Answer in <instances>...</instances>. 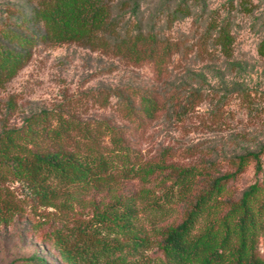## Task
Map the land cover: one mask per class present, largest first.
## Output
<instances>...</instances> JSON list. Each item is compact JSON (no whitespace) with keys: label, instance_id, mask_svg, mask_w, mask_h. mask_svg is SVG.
Returning a JSON list of instances; mask_svg holds the SVG:
<instances>
[{"label":"rangeland","instance_id":"obj_1","mask_svg":"<svg viewBox=\"0 0 264 264\" xmlns=\"http://www.w3.org/2000/svg\"><path fill=\"white\" fill-rule=\"evenodd\" d=\"M51 1L0 0V46L27 52L19 63L0 67V132L21 127L29 116L35 128L52 126L61 115L100 134L91 141L80 130H69L58 140L37 134L35 145H25L41 152L58 148L84 153L86 144L96 142L109 151V133L96 123L103 126L105 121L140 159L154 158L165 149L169 161L194 165L198 172L183 199L175 189L165 193L168 188L157 178L140 182L116 174L115 180L97 187L55 184L56 198L41 204L6 171L0 184L16 202L0 219V264L31 252L49 264H64L46 232L58 225L72 227L141 186L148 192L133 199L135 222L151 231L177 222L210 179L232 172L230 157L261 148L264 174V53L258 48L264 38V0H103L106 26L84 42L50 37L42 18L32 12ZM222 23L229 32L227 49L217 31ZM137 32L179 42L159 79L148 61L137 63L113 47ZM24 35L32 41L23 45ZM142 89L151 91L160 106L152 116L139 104ZM125 103L133 107L129 117L123 115ZM252 177L249 159L227 179L218 198L237 199ZM151 204L163 209L159 212ZM222 206L224 210L226 203Z\"/></svg>","mask_w":264,"mask_h":264},{"label":"trees","instance_id":"obj_2","mask_svg":"<svg viewBox=\"0 0 264 264\" xmlns=\"http://www.w3.org/2000/svg\"><path fill=\"white\" fill-rule=\"evenodd\" d=\"M32 14L42 18L50 37L58 41H88L96 29L106 26L107 19L103 0H52ZM217 31L221 33L222 48L227 49L230 39L226 25L222 23ZM20 39L23 45L32 41V37L25 35ZM113 47L137 63L148 61L154 77L159 79L167 73L168 62L179 49V42L171 37H156L151 32H137L125 42H115ZM258 48L264 53V38ZM182 49L188 50V46ZM26 53L0 46V67L19 63ZM139 104L146 116H152L160 107L146 89L139 93ZM124 108L123 115H132L131 105L125 103ZM71 118L57 115L54 125L41 124L35 128L29 116L21 127L1 131L0 180L4 172H10L23 182L35 202L41 204L56 198L55 184L97 187L115 180L116 174L121 178L134 176L140 182L157 178V182L169 189L165 193L176 192L180 199L191 192L198 172L194 165L169 161L170 152L165 149L154 158L140 159L137 151L123 143L117 129L105 121L103 126L96 123L109 133V151L93 145L96 142L86 144L84 153L58 148L41 152L25 145L28 141L35 145L37 134L58 140L69 130H80L90 141L100 134V130L95 135L86 123ZM260 151L258 148L230 157L234 170L210 179L175 223L151 231L136 225L133 199L148 192L147 187L141 186L136 193L116 197L72 227L54 226L46 232L47 239L64 264H264V174ZM249 159L253 161L252 179L237 199L220 200L218 196L227 179ZM11 202L16 201L10 189L0 184V219L13 207ZM223 203L226 206L221 210ZM152 206L159 212L163 209L160 204ZM8 264L49 263L42 255L31 252L11 258Z\"/></svg>","mask_w":264,"mask_h":264}]
</instances>
